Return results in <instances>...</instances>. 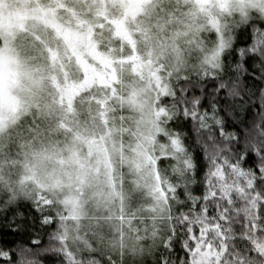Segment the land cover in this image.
Wrapping results in <instances>:
<instances>
[{"label": "snow or ice", "instance_id": "1", "mask_svg": "<svg viewBox=\"0 0 264 264\" xmlns=\"http://www.w3.org/2000/svg\"><path fill=\"white\" fill-rule=\"evenodd\" d=\"M0 264H264V0H0Z\"/></svg>", "mask_w": 264, "mask_h": 264}]
</instances>
